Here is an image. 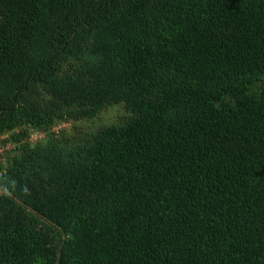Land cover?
<instances>
[{
  "label": "trees",
  "instance_id": "obj_1",
  "mask_svg": "<svg viewBox=\"0 0 264 264\" xmlns=\"http://www.w3.org/2000/svg\"><path fill=\"white\" fill-rule=\"evenodd\" d=\"M0 264H264V0H0Z\"/></svg>",
  "mask_w": 264,
  "mask_h": 264
},
{
  "label": "rangeland",
  "instance_id": "obj_2",
  "mask_svg": "<svg viewBox=\"0 0 264 264\" xmlns=\"http://www.w3.org/2000/svg\"><path fill=\"white\" fill-rule=\"evenodd\" d=\"M121 112H124V109L122 108V106H117V107H114V109H110L106 112H104L101 116V118H98L96 120H93V121H89V122H84L82 126H93L94 124H100V123H104L105 121H108V120H113V119H116V115L117 113H121Z\"/></svg>",
  "mask_w": 264,
  "mask_h": 264
},
{
  "label": "built area",
  "instance_id": "obj_3",
  "mask_svg": "<svg viewBox=\"0 0 264 264\" xmlns=\"http://www.w3.org/2000/svg\"><path fill=\"white\" fill-rule=\"evenodd\" d=\"M34 138H37V134H35Z\"/></svg>",
  "mask_w": 264,
  "mask_h": 264
}]
</instances>
